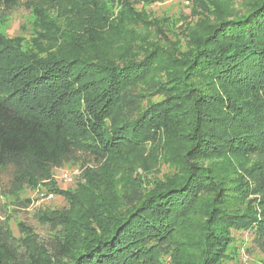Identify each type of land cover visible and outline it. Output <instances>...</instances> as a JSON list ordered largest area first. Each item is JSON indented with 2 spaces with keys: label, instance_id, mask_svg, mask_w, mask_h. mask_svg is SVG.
I'll list each match as a JSON object with an SVG mask.
<instances>
[{
  "label": "trees",
  "instance_id": "16d2710c",
  "mask_svg": "<svg viewBox=\"0 0 264 264\" xmlns=\"http://www.w3.org/2000/svg\"><path fill=\"white\" fill-rule=\"evenodd\" d=\"M20 1L38 24L31 49L0 34V198L28 208L43 187L67 207L16 236L1 206L0 264H224L233 231L264 252V0H192L202 19L171 50L130 34L139 0L0 7ZM69 165L73 192L53 180Z\"/></svg>",
  "mask_w": 264,
  "mask_h": 264
},
{
  "label": "rangeland",
  "instance_id": "374dc122",
  "mask_svg": "<svg viewBox=\"0 0 264 264\" xmlns=\"http://www.w3.org/2000/svg\"><path fill=\"white\" fill-rule=\"evenodd\" d=\"M138 2L135 5V10L143 15L142 17H144L148 24H133L128 26L127 29L130 30V34L138 36L141 41L159 44L165 50H171L172 48L184 49L187 32L195 26L197 20L202 19H197L192 13V0H153L150 3L139 0ZM245 7L244 4L238 2L228 5L227 11H230L231 15L243 14ZM65 9L66 7L64 6L59 8L44 7V10L53 15L55 12L58 11L60 13L62 12L61 10ZM66 17L67 14H65ZM213 18L209 17L206 20L213 24ZM37 24L38 22L32 9H29L23 1H20L11 9L0 7V34L7 38H22L25 48L31 49L33 47L35 43L34 32ZM155 26L159 27L160 32L155 29ZM128 37V41L132 42L131 47L133 52L137 54L139 45L131 41L132 36L130 37L129 35ZM112 40L115 44H112L110 49H105L104 53L115 58L116 54L122 50V47H119L120 43L124 41L119 42L115 38H112ZM204 164L210 165L211 161H206ZM156 170L157 172L146 178L147 181L150 179H160L165 174L170 173L169 168L165 165H160ZM122 172L132 173L130 170ZM80 174L81 171L78 167L70 165L61 170L54 171L53 180L56 188L73 192L76 189V182L79 180ZM135 174L139 176L142 172L140 169H137ZM120 176L118 175L117 178ZM232 178L235 177L232 176ZM19 197L21 200H31V205L28 208H22L17 205H11L10 202L15 201L13 198H0V207L6 206V211H8L6 215L10 217L9 226L16 236L18 235L17 224L19 222L31 226L41 236L46 235V230L39 225L38 215L44 211L59 210L67 207V203L63 197L49 193L43 187L25 190ZM0 211L3 212L2 207ZM232 237L234 240L233 246L237 254L233 256V259L226 261L224 264H264V252L254 244L253 235L250 232L233 231ZM163 264H170L169 259L164 258Z\"/></svg>",
  "mask_w": 264,
  "mask_h": 264
}]
</instances>
